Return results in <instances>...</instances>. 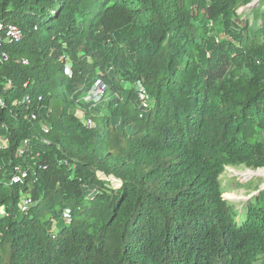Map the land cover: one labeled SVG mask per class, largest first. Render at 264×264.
Returning a JSON list of instances; mask_svg holds the SVG:
<instances>
[{
  "label": "trees",
  "instance_id": "obj_1",
  "mask_svg": "<svg viewBox=\"0 0 264 264\" xmlns=\"http://www.w3.org/2000/svg\"><path fill=\"white\" fill-rule=\"evenodd\" d=\"M253 2L0 0V264H264L221 182L264 168Z\"/></svg>",
  "mask_w": 264,
  "mask_h": 264
},
{
  "label": "rangeland",
  "instance_id": "obj_2",
  "mask_svg": "<svg viewBox=\"0 0 264 264\" xmlns=\"http://www.w3.org/2000/svg\"><path fill=\"white\" fill-rule=\"evenodd\" d=\"M258 2L259 0H254L245 10L249 12L250 8ZM149 101L150 99L148 98L144 104ZM248 171L254 173H258L259 171L264 172V168L254 169L244 166L227 167L221 176L224 198L236 211H241L248 203L252 202L255 197H258L264 191V174L250 177L243 176ZM0 214H3V212L0 211Z\"/></svg>",
  "mask_w": 264,
  "mask_h": 264
},
{
  "label": "built area",
  "instance_id": "obj_3",
  "mask_svg": "<svg viewBox=\"0 0 264 264\" xmlns=\"http://www.w3.org/2000/svg\"><path fill=\"white\" fill-rule=\"evenodd\" d=\"M0 29H2V25H0ZM7 33H8L9 39L11 41L19 40L21 38V31L15 25H10L8 27ZM138 90H139V93H140L141 100L143 101V103H145V101L149 98L147 92L143 88H139ZM104 91H105V86L103 84L99 83L98 85H96L95 89L92 91V95H91L92 96V100H98L102 96ZM7 144H8V140L7 139L0 140V148L6 146ZM18 172H19V174L13 178V183L20 182L21 181V177H25L26 176V174L24 172H22V171H18ZM25 205H26V203H25ZM26 209H27L26 207H23V211H25ZM64 216H65L66 219H68L69 216H70V210H66Z\"/></svg>",
  "mask_w": 264,
  "mask_h": 264
},
{
  "label": "bare ground",
  "instance_id": "obj_4",
  "mask_svg": "<svg viewBox=\"0 0 264 264\" xmlns=\"http://www.w3.org/2000/svg\"><path fill=\"white\" fill-rule=\"evenodd\" d=\"M260 174L262 175V174H264V172L263 171H259L258 173H254V172L248 171L245 174H243V176L250 177V176H253V175H260Z\"/></svg>",
  "mask_w": 264,
  "mask_h": 264
}]
</instances>
